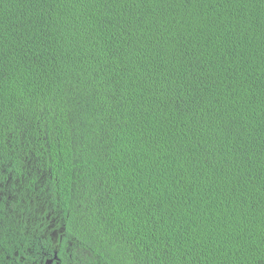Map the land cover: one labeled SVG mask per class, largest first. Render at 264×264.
<instances>
[{
    "label": "trees",
    "instance_id": "16d2710c",
    "mask_svg": "<svg viewBox=\"0 0 264 264\" xmlns=\"http://www.w3.org/2000/svg\"><path fill=\"white\" fill-rule=\"evenodd\" d=\"M56 250L264 264V0H0V264Z\"/></svg>",
    "mask_w": 264,
    "mask_h": 264
},
{
    "label": "flooded vegetation",
    "instance_id": "af4514ba",
    "mask_svg": "<svg viewBox=\"0 0 264 264\" xmlns=\"http://www.w3.org/2000/svg\"><path fill=\"white\" fill-rule=\"evenodd\" d=\"M36 219H37V222H38V210H37V218ZM48 229H52L51 236H55L56 238H58V236H59L58 232H60V230L55 229L54 226H52V225H50L48 227ZM36 230H37V238H38V227H37ZM50 260H52V262H49ZM46 264H61V261H60V258L58 256V251L57 250L55 251L53 258L48 259Z\"/></svg>",
    "mask_w": 264,
    "mask_h": 264
},
{
    "label": "water",
    "instance_id": "95a60500",
    "mask_svg": "<svg viewBox=\"0 0 264 264\" xmlns=\"http://www.w3.org/2000/svg\"><path fill=\"white\" fill-rule=\"evenodd\" d=\"M49 262H52V260H50Z\"/></svg>",
    "mask_w": 264,
    "mask_h": 264
}]
</instances>
